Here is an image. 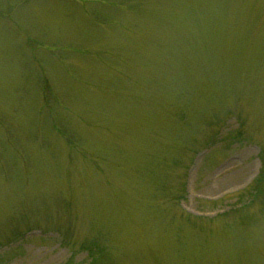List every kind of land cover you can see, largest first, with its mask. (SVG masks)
<instances>
[{"label": "rangeland", "instance_id": "1", "mask_svg": "<svg viewBox=\"0 0 264 264\" xmlns=\"http://www.w3.org/2000/svg\"><path fill=\"white\" fill-rule=\"evenodd\" d=\"M261 148L264 0H0V264H264Z\"/></svg>", "mask_w": 264, "mask_h": 264}, {"label": "trees", "instance_id": "2", "mask_svg": "<svg viewBox=\"0 0 264 264\" xmlns=\"http://www.w3.org/2000/svg\"><path fill=\"white\" fill-rule=\"evenodd\" d=\"M263 149L264 148L260 149L259 155H261L263 153V151H264ZM261 166H262V168H261V171H262L264 169V160L263 159H261ZM263 171L260 172V174L258 175L257 179L254 180V183H256V185L257 184L260 185V183H261L260 179L263 177ZM258 195H259V193L256 190L255 193H254V196L251 198V200H254V199L258 198ZM250 201L248 203H250ZM82 249H86L87 252H88V255L90 256L91 260H90V262L88 264H96L97 263V259H98L97 256H99V254L101 252V249L94 243H91L89 246H82Z\"/></svg>", "mask_w": 264, "mask_h": 264}]
</instances>
